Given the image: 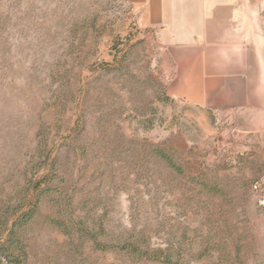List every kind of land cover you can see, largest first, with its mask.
<instances>
[{
	"label": "rangeland",
	"instance_id": "1",
	"mask_svg": "<svg viewBox=\"0 0 264 264\" xmlns=\"http://www.w3.org/2000/svg\"><path fill=\"white\" fill-rule=\"evenodd\" d=\"M169 64L125 0H0V264H264V113Z\"/></svg>",
	"mask_w": 264,
	"mask_h": 264
},
{
	"label": "crops",
	"instance_id": "2",
	"mask_svg": "<svg viewBox=\"0 0 264 264\" xmlns=\"http://www.w3.org/2000/svg\"><path fill=\"white\" fill-rule=\"evenodd\" d=\"M154 31L171 79L201 108L264 113V35L247 0H125Z\"/></svg>",
	"mask_w": 264,
	"mask_h": 264
},
{
	"label": "built area",
	"instance_id": "3",
	"mask_svg": "<svg viewBox=\"0 0 264 264\" xmlns=\"http://www.w3.org/2000/svg\"><path fill=\"white\" fill-rule=\"evenodd\" d=\"M261 204H264V199H263V201L261 202Z\"/></svg>",
	"mask_w": 264,
	"mask_h": 264
}]
</instances>
